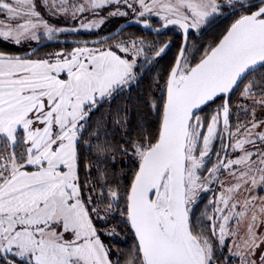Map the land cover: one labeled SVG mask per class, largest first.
I'll use <instances>...</instances> for the list:
<instances>
[{"label": "snow or ice", "instance_id": "snow-or-ice-1", "mask_svg": "<svg viewBox=\"0 0 264 264\" xmlns=\"http://www.w3.org/2000/svg\"><path fill=\"white\" fill-rule=\"evenodd\" d=\"M0 264H264V0H0Z\"/></svg>", "mask_w": 264, "mask_h": 264}, {"label": "trees", "instance_id": "trees-1", "mask_svg": "<svg viewBox=\"0 0 264 264\" xmlns=\"http://www.w3.org/2000/svg\"><path fill=\"white\" fill-rule=\"evenodd\" d=\"M221 27H222V26H221ZM218 31H219V29H216V30H215V32H218ZM215 32H214V33H210V34H209V38H211V36L214 35Z\"/></svg>", "mask_w": 264, "mask_h": 264}]
</instances>
